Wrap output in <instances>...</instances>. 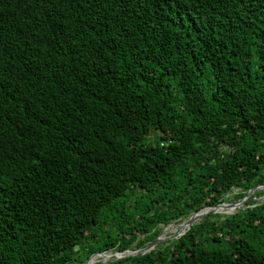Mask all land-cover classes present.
<instances>
[{"label": "trees", "instance_id": "16d2710c", "mask_svg": "<svg viewBox=\"0 0 264 264\" xmlns=\"http://www.w3.org/2000/svg\"><path fill=\"white\" fill-rule=\"evenodd\" d=\"M261 184L264 0H0V264L140 249ZM98 264H264V201Z\"/></svg>", "mask_w": 264, "mask_h": 264}, {"label": "water", "instance_id": "95a60500", "mask_svg": "<svg viewBox=\"0 0 264 264\" xmlns=\"http://www.w3.org/2000/svg\"><path fill=\"white\" fill-rule=\"evenodd\" d=\"M257 187H262L264 188V184H261V185H257L255 187H253L250 191H249V195L257 188ZM248 197V196H247ZM247 198L244 197L242 199H240V201L238 202H235V203H226V202H223V203H220L218 205H211V206H205L203 208H200L198 211L192 213L187 219H185L184 221L180 222L179 223V226L181 227L182 225L185 224L184 226V231L183 232H180V233H175L172 237L173 239L174 238H179L180 236H183L184 233L188 232L192 225H194L198 220L195 219V215L198 214L200 211L202 210H206V209H209L205 214L204 216L208 215V214H211V213H218L219 212V209L222 207V206H225L226 205V208L228 207H232V206H235L237 203L239 202H244ZM238 208L235 207V211H238L237 210ZM234 212H231L230 214H233ZM227 213V212H226ZM175 225H178L176 223L172 224L171 226L172 227H175ZM168 231V230H167ZM166 238L164 237H161V235L156 239L154 240L153 242H150L148 243L147 245H145L144 247L140 248V249H132V250H126V251H120V252H115V253H125V252H128V251H131L130 254L126 255V256H137V255H141V254H145L147 252H150L151 250H153L156 245L158 243H160L161 241L165 240ZM107 252H97V253H94L91 257H89L86 262L84 264H88L89 260L92 259L93 257L97 256V255H103ZM125 257V256H124Z\"/></svg>", "mask_w": 264, "mask_h": 264}, {"label": "rangeland", "instance_id": "374dc122", "mask_svg": "<svg viewBox=\"0 0 264 264\" xmlns=\"http://www.w3.org/2000/svg\"><path fill=\"white\" fill-rule=\"evenodd\" d=\"M264 191V188H262L261 187V189H259L258 191H253L250 195H249V193H248V197L246 196V200L244 201V203H243V206L242 207H240V208H244L245 206H246V203L250 200V199H253V200H257V201H264V194H262L261 192H263ZM239 191L238 190H235L234 191V193L233 194H228L227 195V197H229V199L227 200V201H225L226 203H235V202H238V201H240V200H238L237 198L235 199V195L238 193ZM239 208V209H240ZM239 209H237V210H239ZM234 212V211H233ZM237 212V211H236ZM235 213V212H234ZM216 214H220V215H222V216H226V215H230V214H227V213H220V212H218V213H216ZM207 216V215H206ZM205 216V217H206ZM205 217H203V218H205ZM202 218V219H203ZM187 219V218H186ZM201 219V220H202ZM201 220H198L196 223H198V222H200ZM180 223V222H179ZM179 223H176V224H178V225H175L176 227H180L179 226ZM172 224H174V223H171L170 225H168V226H165L164 228H163V230H162V232L160 233V235H161V237H164V238H166L165 240H163V241H161L160 243H158L157 245H156V247L159 245V244H162V246H165L169 241H171V240H176V239H179L180 237H182V236H180L179 238H172V236L175 234V232H170V231H167V230H170L171 228H173L171 225ZM187 233V232H186ZM185 234V233H184ZM153 242V241H152ZM155 247V248H156ZM129 250H132V249H129ZM115 253V252H120L117 248H115V249H111V250H109V251H107V253ZM124 257V256H123ZM123 257H121V258H118V259H109L108 261L107 260H104V258H102V257H99L97 260H96V262H94V264H98V263H113V262H115L116 260H119V259H123ZM126 257V256H125ZM86 261V260H85ZM85 261L83 262V263H85Z\"/></svg>", "mask_w": 264, "mask_h": 264}, {"label": "bare ground", "instance_id": "6f19581e", "mask_svg": "<svg viewBox=\"0 0 264 264\" xmlns=\"http://www.w3.org/2000/svg\"><path fill=\"white\" fill-rule=\"evenodd\" d=\"M259 189H261V187H257L256 189H255V191H258ZM243 203L244 202H239V203H237L235 206H232V207H228V208H226V205L225 206H222L220 209H219V212L220 213H226L227 212V214H230L231 212H233V211H235V207L236 208H240V207H242L243 206ZM209 209H206V210H202V211H200L198 214H196L195 215V219L196 220H201L203 217H205L204 216V214L208 211ZM231 215V214H230ZM187 223V222H186ZM185 223V224H186ZM185 224L184 225H182L181 227H173V228H171L170 230H168V231H170V232H175V233H180V232H183L184 231V226H185ZM173 238V237H172ZM131 253V251H128V252H125V253H105V254H103V255H97V256H95V257H93L92 259H90L89 260V262H88V264H94V262H96V260L99 258V257H102V258H104V260H109V259H118V258H121V257H123V256H126V255H128V254H130Z\"/></svg>", "mask_w": 264, "mask_h": 264}, {"label": "clouds", "instance_id": "9594fccd", "mask_svg": "<svg viewBox=\"0 0 264 264\" xmlns=\"http://www.w3.org/2000/svg\"><path fill=\"white\" fill-rule=\"evenodd\" d=\"M105 252H107V251H105Z\"/></svg>", "mask_w": 264, "mask_h": 264}]
</instances>
